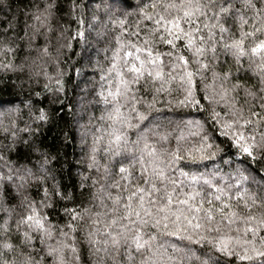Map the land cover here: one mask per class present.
<instances>
[{
  "label": "snow or ice",
  "instance_id": "6c2138e0",
  "mask_svg": "<svg viewBox=\"0 0 264 264\" xmlns=\"http://www.w3.org/2000/svg\"><path fill=\"white\" fill-rule=\"evenodd\" d=\"M28 7L0 19V83L23 97L0 101V264H264V0H100L87 30L83 0ZM92 30L103 109L69 190L39 133Z\"/></svg>",
  "mask_w": 264,
  "mask_h": 264
},
{
  "label": "trees",
  "instance_id": "16d2710c",
  "mask_svg": "<svg viewBox=\"0 0 264 264\" xmlns=\"http://www.w3.org/2000/svg\"><path fill=\"white\" fill-rule=\"evenodd\" d=\"M38 0H11L12 7L5 12L0 13V19L5 16L15 14L19 21L20 27H23L25 19L24 13L29 12V5ZM87 7L84 9V16L86 23L82 26L85 30L88 29L89 23H94L91 20L92 11L96 9V5L100 0H83ZM132 4L136 0H130ZM65 13L67 12V0H64ZM119 15V12H116ZM97 15L106 23L107 16L104 14L103 6L97 12ZM70 26V30L74 33L75 29L79 26L74 18L65 16L60 20L61 25ZM55 26V21H53ZM95 28L102 29L100 24H95ZM55 42V41H54ZM73 48L65 50L63 56L62 67L65 71V89L66 92L62 94L64 107L58 111L57 115L60 119L55 126L45 127L39 133V139L44 144L50 147L53 155H58V162H54L57 172L63 171L64 182L68 185L69 190L72 188L73 180L77 179L76 172L78 170V162L84 158L86 146L82 142V132L86 128H92L94 125L89 123L91 116L98 117L103 109L102 104L96 103L95 91L98 90L97 84L99 82V74L94 71L95 61L104 59V37L103 30L101 35L97 36V32L92 30L88 33L87 41L84 43L72 41ZM91 59L92 63L89 64L88 60ZM85 65H88L85 67ZM74 69H80L79 74ZM15 80V76L11 73L8 74ZM6 79V78H5ZM11 83V81H8ZM37 91H42V84L36 87ZM16 90L6 87L4 83H0V101H12L17 103L23 97L14 96ZM206 103V102H205ZM46 104V101H45ZM184 111H188L185 109ZM169 118L176 119L173 113H169ZM95 125H99V121H95ZM90 141V136H89ZM14 158V157H13ZM83 165L79 164V168ZM71 173V175L69 174ZM58 175V179H59Z\"/></svg>",
  "mask_w": 264,
  "mask_h": 264
}]
</instances>
